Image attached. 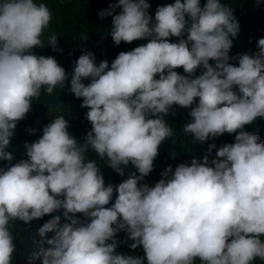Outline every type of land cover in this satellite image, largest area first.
<instances>
[{"label":"clouds","instance_id":"1","mask_svg":"<svg viewBox=\"0 0 264 264\" xmlns=\"http://www.w3.org/2000/svg\"><path fill=\"white\" fill-rule=\"evenodd\" d=\"M150 7L148 0H116L97 13L111 16L107 32L115 45L148 42L119 52L110 66L81 49L68 91L88 109L91 128L83 143L70 134L64 115H57L38 139L25 143L27 159L0 167V264H11L15 222L28 225L45 215L51 218L38 228L37 250L28 257L41 264L264 261V140L244 130L264 118V37L256 51L230 56L240 26L226 3L174 0L158 5L154 18ZM52 18L43 2L0 0L2 161L13 160L6 149L33 101L42 91L51 96L64 88L69 78L54 57L32 51L44 47ZM46 41L62 51L56 34ZM233 59L238 65L229 63ZM198 68L203 71L194 76ZM173 105L190 108L185 136L204 143L227 133L235 134L234 142L219 148L209 143L202 159L174 170L166 166L154 186L141 183L161 144L175 139L165 120L176 114ZM89 150L120 176L129 164L134 171L115 186L105 185L97 160L86 158ZM114 192V203L106 207ZM121 231L132 241L130 249L142 246L144 257L117 251Z\"/></svg>","mask_w":264,"mask_h":264},{"label":"trees","instance_id":"2","mask_svg":"<svg viewBox=\"0 0 264 264\" xmlns=\"http://www.w3.org/2000/svg\"><path fill=\"white\" fill-rule=\"evenodd\" d=\"M36 2L45 3L53 14L49 28L45 31V45L43 48H34L32 51L37 55L52 56L69 74L68 80L65 82V87L59 86L54 90L51 96L43 93L39 100H34L32 108L26 117L19 122L14 130V134L10 138V144L7 151L13 154L11 162L0 160V167L7 168L9 163H16L20 159H27L25 143H31L38 139L43 133V126L48 124L51 119L57 115H64L69 122V132L78 142L83 143V138L91 125L86 119L87 108L80 107L81 99H77L68 91L70 86V77L73 70L74 61L81 54V49L91 51L95 55L96 63L101 60H107L109 66L111 61L121 51H130L134 47L146 44L148 39L135 40L132 43L121 42L120 45H115L108 34L111 25V16L100 18L97 13L109 7V4L116 3V0H36ZM183 2V0H182ZM233 9L235 18L239 22V32L233 40V46L229 52L230 56H237L243 52H254L257 50L256 43L260 37H264V0H260L259 4L255 0H221ZM151 7L149 14L154 18L155 11L158 5L166 3H174V0H148ZM205 0H200L201 6ZM119 12V8L115 9ZM56 34L58 47L62 51H54L46 41L47 36ZM86 37V39H82ZM186 38V34H185ZM169 42H177V37H169ZM214 64V61L210 60ZM229 63L238 65V60H230ZM178 73L186 75L182 68L175 69ZM203 71L198 68L195 75H199ZM158 78V77H157ZM87 84L90 81L84 80ZM234 91L238 89L233 88ZM192 105L191 107H194ZM175 115H167L165 120L173 128L175 139L169 138L164 141L159 149V155L154 160L152 172L145 177L141 183H148L154 186L155 182L161 178V172L168 165H172L173 170L179 163H190L191 159L196 157L202 159L208 152V144L214 143L216 148L223 144L233 143L235 134H223L215 139H210L204 143L194 141L191 135L185 136L182 131V126L190 122L188 116L190 108H180L173 105ZM28 129H35V133H30ZM245 131L257 132L262 140H264V118H257L251 125H246ZM216 149H212V154L209 157L211 160L215 156ZM86 158L95 159L100 167L104 177L105 185L108 183L114 186L126 179L129 171H134V167L129 164L125 168V175L120 176L112 168H110L106 160L100 159L95 153L89 150ZM116 193H113V200L106 207H110L114 203ZM54 215H61V212H56ZM80 216V214H77ZM50 215H45L41 219H34L30 224L26 225L22 221H17L12 227L14 243L16 250L13 254L11 264H41L39 260L33 259L29 261L28 257L32 252L37 250L34 243L39 240L38 228L44 222L50 219ZM83 219V217H81ZM61 222H65L61 215ZM51 236L52 233L46 234ZM118 242L117 251L134 256L144 257L142 246L137 249H130L128 245L132 243L128 239L125 232H118L116 235ZM264 240V236L261 237ZM47 246V245H46ZM144 264H147L145 259ZM195 264H200L197 259ZM252 264H264L259 258L254 260Z\"/></svg>","mask_w":264,"mask_h":264}]
</instances>
